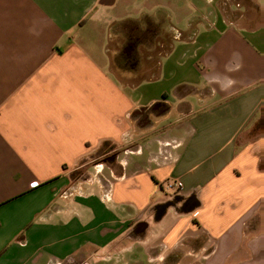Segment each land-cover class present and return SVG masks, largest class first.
Returning a JSON list of instances; mask_svg holds the SVG:
<instances>
[{"label":"crops","instance_id":"0c3cea01","mask_svg":"<svg viewBox=\"0 0 264 264\" xmlns=\"http://www.w3.org/2000/svg\"><path fill=\"white\" fill-rule=\"evenodd\" d=\"M0 264H264V0H0Z\"/></svg>","mask_w":264,"mask_h":264},{"label":"built area","instance_id":"2783aa9c","mask_svg":"<svg viewBox=\"0 0 264 264\" xmlns=\"http://www.w3.org/2000/svg\"><path fill=\"white\" fill-rule=\"evenodd\" d=\"M182 186V182L179 180H170L167 182L168 189H179Z\"/></svg>","mask_w":264,"mask_h":264},{"label":"rangeland","instance_id":"374dc122","mask_svg":"<svg viewBox=\"0 0 264 264\" xmlns=\"http://www.w3.org/2000/svg\"><path fill=\"white\" fill-rule=\"evenodd\" d=\"M112 153H110L111 155ZM104 158V155H97V159L94 160V162H102V159ZM175 190V189H174ZM169 262V261H168Z\"/></svg>","mask_w":264,"mask_h":264}]
</instances>
